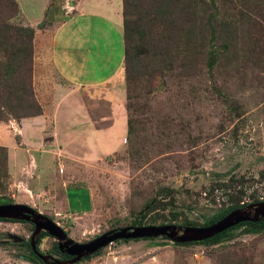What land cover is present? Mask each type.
<instances>
[{"label":"rangeland","instance_id":"374dc122","mask_svg":"<svg viewBox=\"0 0 264 264\" xmlns=\"http://www.w3.org/2000/svg\"><path fill=\"white\" fill-rule=\"evenodd\" d=\"M68 1L64 0L61 6L64 16H72L76 10L71 5L72 9L65 13ZM80 1L89 3L88 10L105 11L98 7L99 0ZM16 2L19 8L11 23L35 30L32 85L48 118L40 119L41 125L28 118L9 117L0 122V146L8 150V191L4 197L32 206L78 243L111 230L133 227L130 223L137 216L134 214H139L140 203L166 186L175 191L179 210L185 209L184 215L198 225L208 215L228 207L229 196L212 186L218 179L244 178L248 188L247 194L240 198L241 205L250 203V194L263 201L264 0L259 4L233 0L234 5L225 12L229 20L222 14L228 23L236 14L251 16L252 23L241 21L236 26L241 36H246L249 30L255 51L250 55L246 52L239 60L235 57L238 66L226 65L224 61L231 57L224 55L211 79L204 71L196 72L189 80L169 77L164 91L153 89L161 82L159 77L150 83L146 78L135 80L130 97L132 109L137 107L136 114L140 117L136 129L141 133L145 126L151 137L149 145L136 144L138 155L129 154L126 132L121 128L113 136L118 149L112 152L115 146L108 147L104 143L106 137L102 139L98 132H80L72 118L54 125L53 104L63 103L62 99L74 101L71 112L73 109L78 115L89 112L86 99L85 110L76 108L80 107L79 97L71 94L73 89L70 91L53 68L52 50L61 54L60 48L66 49L64 53L72 54L79 65L85 47L75 41L72 29L68 31V42L56 40L57 45L54 44L60 23H50L45 16L52 0ZM58 62L63 68L69 65L64 60ZM118 81L124 88L126 102L129 92L124 66ZM65 100L64 106L71 105ZM108 105L99 100L98 106L105 110L103 114L108 112ZM56 113L61 116V112ZM76 187L87 188L88 192ZM68 188L72 189L66 192ZM211 190L213 194L209 196ZM69 201L73 212L90 211L69 213ZM147 222L142 226L150 225ZM29 228L0 223V240L7 238L3 236L6 233L25 237ZM243 230L244 227L232 231L231 237L222 243L209 246H176L165 237L115 241L99 255L93 254L74 264H226L224 260L227 264H264V234L249 235ZM55 241L50 237L43 249L46 251ZM23 255L24 251L16 246H0V264H30L20 258Z\"/></svg>","mask_w":264,"mask_h":264},{"label":"trees","instance_id":"16d2710c","mask_svg":"<svg viewBox=\"0 0 264 264\" xmlns=\"http://www.w3.org/2000/svg\"><path fill=\"white\" fill-rule=\"evenodd\" d=\"M243 1L247 4L262 2ZM63 2L64 0H52L45 14L50 23L65 21L67 16L63 15L61 9ZM232 4L234 5L233 0H122L124 77L129 92L124 110L129 154L138 155L140 151L134 149L136 144L144 143L146 146L151 141L145 126L141 133L136 129L140 117L136 114L137 107L132 109L130 97V87L135 80L146 78L150 83L153 78L159 77L161 82L153 89L164 91L166 79L169 77L189 80L196 72L204 71L211 79L224 55L231 57L224 61L226 65L238 66L235 57L239 60L246 52L250 55L255 51V43L249 30L246 31V36H241L236 26L241 21L252 23L250 14L233 15L230 23L222 16ZM18 8L16 0H0V122L9 117L19 120L43 114V107L37 101L32 85L35 30L29 26L11 23ZM225 16L228 19V13ZM7 160L8 150L0 146V204L11 201L9 197H4L8 191ZM261 176L264 179V172ZM212 186L224 196H229L228 207L208 215L202 225L187 218L183 212L185 209L179 210L175 203V191L167 186L159 188L152 198L140 203L139 214H134L137 216L130 224L136 227L149 221L150 225L156 226L166 222L169 225L177 223L183 227H205L219 221L231 211L247 206L241 205L242 200L240 201L247 194L248 188L243 177L218 179ZM212 194V190L210 195L208 192L209 196ZM249 197V204L261 201L257 195L250 194ZM158 220L160 222L156 224ZM243 227L244 234H264V221L245 222L202 242L175 245L220 244L231 237L232 231ZM42 236L48 237V234L43 233ZM99 254L98 251L94 255ZM224 262L228 263L225 260Z\"/></svg>","mask_w":264,"mask_h":264},{"label":"crops","instance_id":"0c3cea01","mask_svg":"<svg viewBox=\"0 0 264 264\" xmlns=\"http://www.w3.org/2000/svg\"><path fill=\"white\" fill-rule=\"evenodd\" d=\"M88 4L80 0L76 3H73V1L70 3L76 10L72 16L66 17L68 20L65 19L63 23H60L54 39L55 45H57L56 40H59L62 44L64 41L68 42V31L72 29L75 41L82 43L85 47V51L81 52L82 64L80 62L77 65L73 60V55L65 54L66 49L63 48H60L61 54L59 50H52L54 56L51 55V61L53 68L69 85L70 91L73 89L71 94H76L79 97L77 101L80 107L76 106V108L85 110L86 106V110L89 113L88 115H78L74 113L75 109L71 112L74 101L62 99L61 102L64 103L65 100L71 105L65 104L64 106L63 103H54L53 109L55 114L53 123L55 125L61 121L68 122L72 118L73 121H77L76 127L80 132L82 130L85 134H93L95 132L102 134V139L106 137L104 143L106 142L108 147L115 146L112 152H116L118 147L113 142V136L117 129L121 128L123 132H126L127 129L124 110L125 100L123 98L125 91L118 81L124 66L122 0H99L98 7L104 8V12L88 10ZM81 33L84 34L83 37ZM60 60H64L69 65L63 68L58 62ZM115 85L118 87L115 88ZM84 99H86L87 103L85 106ZM99 100L101 102L106 101L109 104L106 114H103V112L105 113L103 107L98 106ZM56 112H61V116ZM42 118H48L45 108H43L41 116L28 118L27 120H31L33 123L35 121L37 124ZM76 188L88 192L87 188ZM69 189L72 188L66 189V192ZM71 208L72 203L69 201V213L83 214L90 211L80 209L78 212H73Z\"/></svg>","mask_w":264,"mask_h":264},{"label":"water","instance_id":"95a60500","mask_svg":"<svg viewBox=\"0 0 264 264\" xmlns=\"http://www.w3.org/2000/svg\"><path fill=\"white\" fill-rule=\"evenodd\" d=\"M0 219L33 223L35 230L31 238L32 243H34L36 236L43 231L53 237L59 243L58 246L60 248L70 246L65 252L70 256H75L73 260L68 262V264H74L104 249L115 241L165 237L171 244L202 242L240 223L264 221V201L248 204L244 208L233 210L219 221L205 227H181L176 225L125 227L108 231L82 244L74 242L53 220L23 204L0 205ZM32 247L34 249V245Z\"/></svg>","mask_w":264,"mask_h":264},{"label":"flooded vegetation","instance_id":"af4514ba","mask_svg":"<svg viewBox=\"0 0 264 264\" xmlns=\"http://www.w3.org/2000/svg\"><path fill=\"white\" fill-rule=\"evenodd\" d=\"M6 204H23V205L33 209L32 206H29L27 203H22V202L10 201V202L0 204V205H6ZM33 210L36 211L35 209H33ZM0 223H7V224H12V225H29V227H30L29 228V234L27 236H25V237L20 236L19 237L15 234L6 233L3 236H6L7 238L6 239L2 238L0 240V246H2V247H15L16 246V248H18L19 250H23L24 255L20 257L23 261L25 260L30 264H68L69 261H71L75 258V256H70L65 252V250L67 248H69L70 246L60 248L58 246L59 243L57 241H55L56 243H53L52 246L49 247L48 249H46V251H45L43 249V245H44V243H46V241L51 236L48 235V237L47 236L43 237L42 234L45 233L43 231L41 233H39V235L36 236L34 243H32L31 238H32L33 233H34L35 226L33 223H31L29 221L0 219ZM157 226H159V225H157ZM181 227H183V226H181ZM66 234L68 236V233H66ZM98 236H100V235H98ZM87 242H89V241H87ZM80 244H82V243H80ZM33 245H34V249L32 247ZM101 251L102 250H99V252H101ZM96 253H98V252H96ZM43 257L45 258V260Z\"/></svg>","mask_w":264,"mask_h":264},{"label":"built area","instance_id":"2783aa9c","mask_svg":"<svg viewBox=\"0 0 264 264\" xmlns=\"http://www.w3.org/2000/svg\"><path fill=\"white\" fill-rule=\"evenodd\" d=\"M68 5H64V10H65V13H67L66 11H67V9L68 8H70V9H72V7H71V5L69 4V2L67 3Z\"/></svg>","mask_w":264,"mask_h":264}]
</instances>
